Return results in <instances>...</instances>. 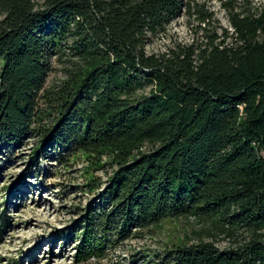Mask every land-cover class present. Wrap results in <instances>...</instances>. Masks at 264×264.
I'll list each match as a JSON object with an SVG mask.
<instances>
[{"label": "trees", "instance_id": "obj_1", "mask_svg": "<svg viewBox=\"0 0 264 264\" xmlns=\"http://www.w3.org/2000/svg\"><path fill=\"white\" fill-rule=\"evenodd\" d=\"M224 5L231 31L188 0H0V149L35 140L37 165L111 170L83 215V259L196 218L245 241L177 244L147 264H264V3ZM181 16L197 38L148 53Z\"/></svg>", "mask_w": 264, "mask_h": 264}, {"label": "rangeland", "instance_id": "obj_2", "mask_svg": "<svg viewBox=\"0 0 264 264\" xmlns=\"http://www.w3.org/2000/svg\"><path fill=\"white\" fill-rule=\"evenodd\" d=\"M188 1L205 5L214 15L217 26L229 31L224 4L255 12L264 3V0ZM196 27L194 19L181 16L147 47L148 53L161 54L175 43H192L197 38ZM59 78V74H53L50 81ZM34 145L35 140H31L18 150H10L4 142L1 144L0 216L5 213L7 226L0 236V264H46L49 261L48 264H147L149 256L177 244L210 242L219 250H227L245 241V236H229L212 222L180 218L166 220L126 241L108 243L104 257L92 254L83 259L78 248L83 215L100 205L98 195L106 189L111 170L88 171L84 157L73 160L68 166L47 158L40 159L37 165L33 162ZM92 177L102 182L93 194L87 187ZM15 183L12 191L6 189ZM30 220L32 225L27 227Z\"/></svg>", "mask_w": 264, "mask_h": 264}, {"label": "bare ground", "instance_id": "obj_3", "mask_svg": "<svg viewBox=\"0 0 264 264\" xmlns=\"http://www.w3.org/2000/svg\"><path fill=\"white\" fill-rule=\"evenodd\" d=\"M31 225H32V220L29 221V223L27 224V227H29V226H31ZM23 241H24V240H23ZM28 241H31V239L28 240ZM25 242H26V240H25ZM20 250H21V249H20ZM49 255H51V254L49 253ZM49 262H50V261H49ZM49 262H48V263H49ZM48 263H46V264H48Z\"/></svg>", "mask_w": 264, "mask_h": 264}]
</instances>
